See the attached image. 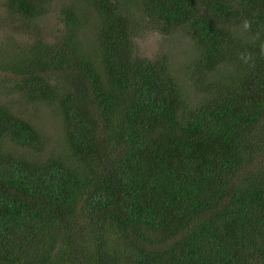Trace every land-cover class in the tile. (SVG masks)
<instances>
[{"label":"trees","instance_id":"obj_1","mask_svg":"<svg viewBox=\"0 0 264 264\" xmlns=\"http://www.w3.org/2000/svg\"><path fill=\"white\" fill-rule=\"evenodd\" d=\"M55 1L3 0L25 40L0 46V264H264V0H142L193 36L194 105L122 0H68L44 35Z\"/></svg>","mask_w":264,"mask_h":264},{"label":"rangeland","instance_id":"obj_2","mask_svg":"<svg viewBox=\"0 0 264 264\" xmlns=\"http://www.w3.org/2000/svg\"><path fill=\"white\" fill-rule=\"evenodd\" d=\"M66 1L68 0H56L48 11V14L38 20L42 26L40 28L42 34L48 35L58 30L60 5ZM122 6L127 16L132 20H138L137 23L144 26L143 22L145 20H142V18L145 16V12L142 0H122ZM16 24H18V21H14L13 16L11 17L5 11L3 0H0V46H10L16 41L25 40L23 31H15L14 27H16ZM151 25L152 27H147L146 24V32L135 38V41H133V52L137 56L148 58L165 56L171 72L176 76V81L180 86L179 89L182 95L187 97L190 100L189 103L194 105L198 94L192 88L193 77L191 75V68L196 56L193 36L185 27H181L177 31L166 35L154 29V23ZM11 99L7 95L0 97L1 101L8 104ZM44 105L41 104L39 107L27 108L28 111L26 112H30L31 121L35 122L34 124L44 131L47 148L56 149L61 137L59 119L55 115L56 110L54 108ZM14 107H20V105L16 103Z\"/></svg>","mask_w":264,"mask_h":264},{"label":"clouds","instance_id":"obj_3","mask_svg":"<svg viewBox=\"0 0 264 264\" xmlns=\"http://www.w3.org/2000/svg\"><path fill=\"white\" fill-rule=\"evenodd\" d=\"M239 30L241 34L251 32L252 30L251 21L247 18L243 19L240 23ZM254 39L260 40L259 32L255 33ZM259 50H260V54L264 55V40H261V42L259 43ZM239 59L241 60L242 63L249 65L250 67L255 66V58L251 52L242 53L239 56Z\"/></svg>","mask_w":264,"mask_h":264}]
</instances>
